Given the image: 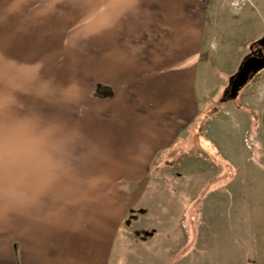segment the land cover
Returning <instances> with one entry per match:
<instances>
[{
  "label": "rangeland",
  "instance_id": "1",
  "mask_svg": "<svg viewBox=\"0 0 264 264\" xmlns=\"http://www.w3.org/2000/svg\"><path fill=\"white\" fill-rule=\"evenodd\" d=\"M138 1L0 0V264H11L15 250L19 189L48 197V184L83 177L120 188L109 264H261L239 202L244 171L264 164V68L233 97L230 83L263 52L264 0H210L197 115L146 175L131 173L140 169L135 159L115 157L136 116L129 89L117 85L112 97L111 75L97 71L98 48L123 33L113 14L117 22ZM212 132L237 159L224 157ZM85 168L100 174H73Z\"/></svg>",
  "mask_w": 264,
  "mask_h": 264
},
{
  "label": "crops",
  "instance_id": "2",
  "mask_svg": "<svg viewBox=\"0 0 264 264\" xmlns=\"http://www.w3.org/2000/svg\"><path fill=\"white\" fill-rule=\"evenodd\" d=\"M135 6L126 16L119 13L117 22L113 14L114 26L120 21L118 29L123 33L117 37L113 32L108 44L98 48L97 71L99 76L111 75L113 83L105 84L111 85L112 97L119 93L117 85L129 89L123 94L129 96V110L136 116L133 122L129 119V132L117 139L126 142L115 157L135 159L140 169L131 173L146 175L148 163L174 143L197 115L195 80L212 16L210 0H141ZM111 105L116 111L114 101ZM229 121L233 129L243 127L242 122ZM210 139L221 147L214 133ZM223 148L225 158L237 159ZM85 169L73 174H100ZM250 170L244 171L247 198L239 203L255 234L253 253L264 264V164ZM83 179L48 184V197L26 195L24 186L19 189L16 230H10L16 235L11 241L15 245L11 264H109L121 219L120 188L99 177ZM144 187L153 191L148 183Z\"/></svg>",
  "mask_w": 264,
  "mask_h": 264
},
{
  "label": "water",
  "instance_id": "3",
  "mask_svg": "<svg viewBox=\"0 0 264 264\" xmlns=\"http://www.w3.org/2000/svg\"><path fill=\"white\" fill-rule=\"evenodd\" d=\"M263 47V52L260 56L251 55L247 57L237 74L231 79L230 83V96L233 97L237 94L238 90L244 86L250 78L256 73H259L264 68V35L259 40Z\"/></svg>",
  "mask_w": 264,
  "mask_h": 264
},
{
  "label": "flooded vegetation",
  "instance_id": "4",
  "mask_svg": "<svg viewBox=\"0 0 264 264\" xmlns=\"http://www.w3.org/2000/svg\"><path fill=\"white\" fill-rule=\"evenodd\" d=\"M262 53L256 54V56H260Z\"/></svg>",
  "mask_w": 264,
  "mask_h": 264
},
{
  "label": "trees",
  "instance_id": "5",
  "mask_svg": "<svg viewBox=\"0 0 264 264\" xmlns=\"http://www.w3.org/2000/svg\"><path fill=\"white\" fill-rule=\"evenodd\" d=\"M255 75H257V74H255ZM255 75H253V77H254Z\"/></svg>",
  "mask_w": 264,
  "mask_h": 264
}]
</instances>
